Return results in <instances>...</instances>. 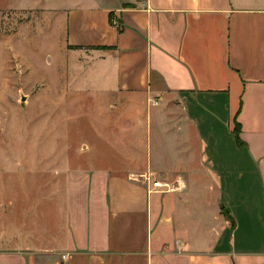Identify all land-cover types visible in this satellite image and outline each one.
Returning <instances> with one entry per match:
<instances>
[{"label": "crops", "instance_id": "crops-1", "mask_svg": "<svg viewBox=\"0 0 264 264\" xmlns=\"http://www.w3.org/2000/svg\"><path fill=\"white\" fill-rule=\"evenodd\" d=\"M59 1L72 85L147 120L123 172L93 158L47 192L51 220L0 201V264H264V0Z\"/></svg>", "mask_w": 264, "mask_h": 264}, {"label": "rangeland", "instance_id": "rangeland-1", "mask_svg": "<svg viewBox=\"0 0 264 264\" xmlns=\"http://www.w3.org/2000/svg\"><path fill=\"white\" fill-rule=\"evenodd\" d=\"M59 2L0 0V201L6 225L18 226L24 208L32 212V224L44 222L53 207L47 192L90 171L93 158L96 168L116 162L107 169L123 172L130 137L124 131L139 134L147 120L148 104L129 106L121 96L105 101L72 85L66 16L52 8Z\"/></svg>", "mask_w": 264, "mask_h": 264}, {"label": "built area", "instance_id": "built-area-1", "mask_svg": "<svg viewBox=\"0 0 264 264\" xmlns=\"http://www.w3.org/2000/svg\"><path fill=\"white\" fill-rule=\"evenodd\" d=\"M140 177L146 178V183L148 184V191H158V192H174L184 187V182L182 178H177L173 183L160 181L156 178H150L149 176L140 175Z\"/></svg>", "mask_w": 264, "mask_h": 264}, {"label": "trees", "instance_id": "trees-1", "mask_svg": "<svg viewBox=\"0 0 264 264\" xmlns=\"http://www.w3.org/2000/svg\"><path fill=\"white\" fill-rule=\"evenodd\" d=\"M239 130H240V127L237 124V122H235V124H234V134H235L237 140H238Z\"/></svg>", "mask_w": 264, "mask_h": 264}, {"label": "water", "instance_id": "water-1", "mask_svg": "<svg viewBox=\"0 0 264 264\" xmlns=\"http://www.w3.org/2000/svg\"><path fill=\"white\" fill-rule=\"evenodd\" d=\"M24 100V99H23Z\"/></svg>", "mask_w": 264, "mask_h": 264}]
</instances>
